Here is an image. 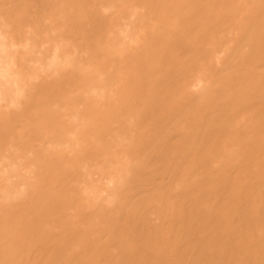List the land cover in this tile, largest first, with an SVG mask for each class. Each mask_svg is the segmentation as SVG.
<instances>
[{
  "label": "bare ground",
  "instance_id": "bare-ground-1",
  "mask_svg": "<svg viewBox=\"0 0 264 264\" xmlns=\"http://www.w3.org/2000/svg\"><path fill=\"white\" fill-rule=\"evenodd\" d=\"M0 264H264V0H0Z\"/></svg>",
  "mask_w": 264,
  "mask_h": 264
}]
</instances>
